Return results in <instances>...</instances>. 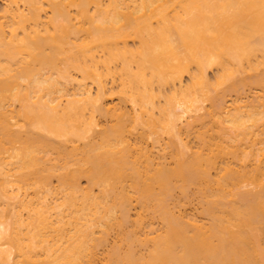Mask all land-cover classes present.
Masks as SVG:
<instances>
[{
  "label": "bare ground",
  "instance_id": "bare-ground-1",
  "mask_svg": "<svg viewBox=\"0 0 264 264\" xmlns=\"http://www.w3.org/2000/svg\"><path fill=\"white\" fill-rule=\"evenodd\" d=\"M0 264H264V0H4Z\"/></svg>",
  "mask_w": 264,
  "mask_h": 264
},
{
  "label": "rangeland",
  "instance_id": "rangeland-1",
  "mask_svg": "<svg viewBox=\"0 0 264 264\" xmlns=\"http://www.w3.org/2000/svg\"><path fill=\"white\" fill-rule=\"evenodd\" d=\"M3 1L4 0H0V6L2 5V3H3ZM211 74H213L212 72H209V75L211 76ZM111 87V83L110 82H108L107 84H106V88H110ZM92 90H93V92H94V87L92 86ZM247 92H249V91H247ZM249 94H251L250 92H249ZM233 96V95H232ZM228 97L229 96H226V100H228ZM229 100H230V98H229ZM110 102V101H109ZM208 102V101H207ZM207 104L208 103H205V108H203V110H201L202 112L204 111V109H206L208 106H207ZM164 139H165V137H164ZM167 139V138H166ZM165 141V140H164ZM167 141V140H166ZM155 149V148H154ZM153 149V150H154ZM157 150V149H156ZM155 151V150H154ZM81 183H82V185H85V180L84 179H81ZM177 193L179 194L180 192L177 190ZM178 194H175V195H178ZM178 198H180L181 197V195H180V197L179 196H177ZM176 197V198H177ZM177 198V199H178ZM182 198V197H181ZM181 198H180V200H181ZM185 199V198H184ZM184 199H182V201H184ZM190 200V201H189ZM186 201V202H185ZM185 203L183 202V203H181V204H183V207L186 209V211L187 210H189L188 212L189 213H196V215H202L201 213L202 212H200V211H202V206H201V203H202V201L201 200H199V197H198V193L196 192V189L195 188H193L192 186H191V188H189V196L185 199ZM188 201V202H187ZM181 202V201H180ZM198 202V203H197ZM189 203V204H188ZM187 206H186V205ZM200 204V205H199ZM186 207H185V206ZM195 208H194V207ZM199 206V207H198ZM194 209V210H193ZM132 212H133V210H132ZM157 220V219H156ZM156 222H158V221H156ZM155 222V223H156ZM155 226L156 227H158V226H160L158 223L157 224H155ZM114 235V234H113ZM111 237H114V236H112V234L110 235V239H111ZM109 239V240H110ZM113 239V238H112ZM109 242H111V240L109 241Z\"/></svg>",
  "mask_w": 264,
  "mask_h": 264
}]
</instances>
